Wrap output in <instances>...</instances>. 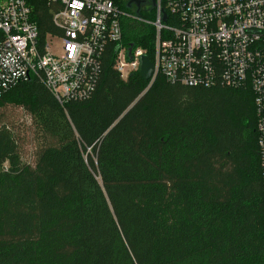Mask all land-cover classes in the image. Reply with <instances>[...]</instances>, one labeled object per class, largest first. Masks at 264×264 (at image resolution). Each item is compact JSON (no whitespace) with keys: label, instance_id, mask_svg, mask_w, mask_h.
<instances>
[{"label":"trees","instance_id":"obj_1","mask_svg":"<svg viewBox=\"0 0 264 264\" xmlns=\"http://www.w3.org/2000/svg\"><path fill=\"white\" fill-rule=\"evenodd\" d=\"M122 42L153 62L155 9L111 0ZM40 45L50 7L30 2ZM169 19V16H168ZM27 110L34 163L0 122V264H264V195L249 89L191 88L107 51L94 91L63 106L36 78L0 97Z\"/></svg>","mask_w":264,"mask_h":264},{"label":"built area","instance_id":"obj_2","mask_svg":"<svg viewBox=\"0 0 264 264\" xmlns=\"http://www.w3.org/2000/svg\"><path fill=\"white\" fill-rule=\"evenodd\" d=\"M32 1L50 7L60 39L59 57L52 55L46 40L40 45ZM155 4L150 84L160 75L168 83L191 88L249 89L264 195V0H155ZM123 17L130 15L111 0H0V97L36 78L62 106L83 101L95 89L107 51L121 78L139 72L146 52L123 44Z\"/></svg>","mask_w":264,"mask_h":264},{"label":"rangeland","instance_id":"obj_3","mask_svg":"<svg viewBox=\"0 0 264 264\" xmlns=\"http://www.w3.org/2000/svg\"><path fill=\"white\" fill-rule=\"evenodd\" d=\"M144 9L149 7V1L142 4ZM136 9L135 5H132ZM50 46V52L54 56H60V39L57 35L48 34L45 39ZM125 80L126 78H122ZM0 122L7 123L13 129L15 135L19 138V145L22 155V160L26 163H34V151L37 148L39 138L36 124L34 123L31 114L22 107L5 106L0 108Z\"/></svg>","mask_w":264,"mask_h":264},{"label":"water","instance_id":"obj_4","mask_svg":"<svg viewBox=\"0 0 264 264\" xmlns=\"http://www.w3.org/2000/svg\"><path fill=\"white\" fill-rule=\"evenodd\" d=\"M143 0H129L128 7L135 5L136 9H139ZM152 6L155 7V0H151ZM165 20V16H163V21ZM118 47L116 48L117 51ZM130 51V49H129ZM154 73V67L152 63L148 60L147 56H143L141 58V65L139 69V76L144 81H151Z\"/></svg>","mask_w":264,"mask_h":264},{"label":"flooded vegetation","instance_id":"obj_5","mask_svg":"<svg viewBox=\"0 0 264 264\" xmlns=\"http://www.w3.org/2000/svg\"><path fill=\"white\" fill-rule=\"evenodd\" d=\"M145 1H149L150 3H151V0H143V2H145ZM152 4V3H151Z\"/></svg>","mask_w":264,"mask_h":264}]
</instances>
